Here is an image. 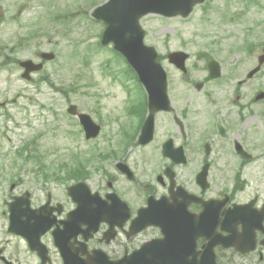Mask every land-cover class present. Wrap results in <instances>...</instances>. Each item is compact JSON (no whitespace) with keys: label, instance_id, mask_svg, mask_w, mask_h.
Returning <instances> with one entry per match:
<instances>
[{"label":"flooded vegetation","instance_id":"1","mask_svg":"<svg viewBox=\"0 0 264 264\" xmlns=\"http://www.w3.org/2000/svg\"><path fill=\"white\" fill-rule=\"evenodd\" d=\"M206 35L158 48L168 95L158 110L139 76L96 94L109 146L76 166L89 184L76 199L62 181L71 173L0 171V264H130L142 249L154 264H264V26ZM150 206L157 224L136 225Z\"/></svg>","mask_w":264,"mask_h":264},{"label":"rangeland","instance_id":"2","mask_svg":"<svg viewBox=\"0 0 264 264\" xmlns=\"http://www.w3.org/2000/svg\"><path fill=\"white\" fill-rule=\"evenodd\" d=\"M0 0V46L7 43L13 44L20 37H26L30 33H37L39 40L44 43V48L56 53V59L48 62L46 65V74L51 75L58 86L79 87L77 91L68 92L70 98L79 104L84 110L92 109L91 93L95 91H107L106 81L104 86H94L95 80H99L103 75L102 68L104 63L111 59L116 60L122 65L124 70H128L127 64L111 51V46L102 49L97 46L100 41L99 34L104 30L105 25L99 21H92L82 10H91L94 1L97 0ZM216 9L209 14L202 13L197 9L189 18H168L164 19L158 14H149L142 19V25L147 30L146 42L158 45L164 39L169 37L172 32V42L179 43L181 38L185 42L192 40L204 41L196 38V33H208L209 28L221 27L231 29V32H237L240 28L257 26V22H264V0H257V3L248 4L246 0H213ZM94 2V3H93ZM102 0H98V3ZM58 6H68L75 13L71 14L67 21L62 19L54 21L51 16V10ZM95 8V7H94ZM92 9V11L94 10ZM246 10V11H245ZM243 12V13H242ZM229 17H237L235 22L228 21ZM99 22V23H98ZM165 27V30H160ZM103 29V30H102ZM195 34V35H192ZM203 35H200L202 37ZM52 39L51 43L49 40ZM234 41V40H232ZM106 47V46H105ZM29 54V51L24 53ZM86 56H89L86 58ZM1 60V59H0ZM89 65H86V61ZM45 73V72H44ZM82 73L85 77L83 81L87 84L85 87L77 81L76 75ZM94 77V78H93ZM95 79V80H94ZM92 84V85H90ZM17 92L23 93L19 104L10 106L20 108L19 110H10L13 120H8L5 116H0V125H8L9 131L0 129V151L9 153L10 159L17 156V150L33 136L39 132H45L46 126L43 125L42 118L35 120L31 113L42 112L39 104L45 101L55 109L63 107V100L59 101L58 106L54 104V97L61 96L47 83L43 82L36 88H33L26 80L18 75L15 67L4 68L0 72V93L2 96H10ZM29 96L34 97L37 101ZM32 103V104H31ZM47 106V104H44ZM66 107V104H65ZM48 113V110H45ZM2 112V111H1ZM69 127L67 123L66 127ZM76 132L74 134H77ZM73 134V135H74ZM110 137L108 130H103L96 140H86L84 134L70 137L67 135L45 134L40 136L38 144L41 145L39 151H45L47 148L68 146L72 151L74 149L91 153L95 148H105L107 140ZM65 151H60L63 155ZM4 160V157H3ZM21 165H26L22 164ZM27 164L20 170L30 167Z\"/></svg>","mask_w":264,"mask_h":264},{"label":"water","instance_id":"3","mask_svg":"<svg viewBox=\"0 0 264 264\" xmlns=\"http://www.w3.org/2000/svg\"><path fill=\"white\" fill-rule=\"evenodd\" d=\"M202 1L204 0H109L95 10L94 16L107 23L103 42H115L116 48L129 56L135 64L139 59L136 55L137 44H143L144 37L139 22L141 16L151 11L170 16L179 13L188 15L193 6ZM130 54H133L134 58H131ZM145 59H151V56H146ZM88 131L92 135L98 133L95 126H89ZM149 214L147 213L144 218L149 219ZM136 261L137 264H150L148 255L144 253L138 255L137 260H133L132 264H136Z\"/></svg>","mask_w":264,"mask_h":264}]
</instances>
